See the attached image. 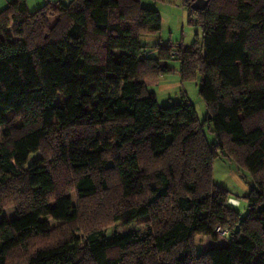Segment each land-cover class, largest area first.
I'll return each instance as SVG.
<instances>
[{
    "label": "trees",
    "instance_id": "16d2710c",
    "mask_svg": "<svg viewBox=\"0 0 264 264\" xmlns=\"http://www.w3.org/2000/svg\"><path fill=\"white\" fill-rule=\"evenodd\" d=\"M185 6L201 38L156 43V57L142 37L161 16L141 0L0 10V264H264V0ZM172 58L182 80L201 76L212 146L186 94L160 105L146 88ZM50 139L53 157L36 156ZM220 155L248 174L244 216L213 181ZM60 171L72 176L65 191ZM88 202L109 208L110 235L93 225L12 258L51 237V222L77 223ZM218 227L227 243L195 255L194 238L215 241Z\"/></svg>",
    "mask_w": 264,
    "mask_h": 264
},
{
    "label": "rangeland",
    "instance_id": "374dc122",
    "mask_svg": "<svg viewBox=\"0 0 264 264\" xmlns=\"http://www.w3.org/2000/svg\"><path fill=\"white\" fill-rule=\"evenodd\" d=\"M141 4L145 7L157 9L162 21V27L159 32L142 37V42L147 45V55L157 56V51L150 48L154 47L156 43H169L173 46H190L196 38H201V27L195 23L193 15L189 17V9L187 6L183 5L182 0H141ZM166 64L169 72L162 73L156 79H148L145 82L147 90L155 93L157 101L160 105L177 101L180 99L182 94H186L195 107L198 119L204 123L202 127L203 132L206 136L208 144L212 146L216 141V137L209 124L207 122H203L206 117V106L199 92L201 76L197 74L195 78L182 80L179 74L180 60L178 58L168 59L166 60ZM53 142L54 140L51 139L46 142L43 145V150L40 153H37L36 156L43 155L46 159H51L53 157ZM236 169L238 170L236 165L230 162L227 158L222 157L221 155L218 156L213 161V181L216 185L230 191L232 195V199L229 200L230 202L233 204H239V201H236L235 199L240 200L241 203L240 205H237V207L241 215L244 216L246 212V203L243 197L247 193L236 179L235 174L238 172ZM59 173L61 174L58 180L60 183L59 187L62 188V191H65L69 189L68 186L72 182V176L66 172L63 173L60 171ZM241 173L244 174L242 177L247 178L243 179L240 177L243 179L241 180L243 181L244 186L248 187V184L246 183V180L249 179L247 176L248 174L242 171ZM114 183L115 182H113V184ZM19 199L20 198H18L17 195L13 196L12 194V200L9 198V201L12 202L6 203V205L9 206L5 208L3 215L9 219L13 218L16 214L15 205L19 202ZM93 202H88L83 206L82 210L85 211V216H81V219H79L77 223L59 225L58 222H51L52 226H57L51 234V237L46 239L38 237L34 238L28 244V252H25L23 249H17L12 252V258H14L16 262H22L26 257L25 255L33 252V250L37 247H42L51 242L61 240L70 232L83 235L85 228L93 225L99 228L107 227L105 229V233L106 235H110L114 228L108 226L110 225L108 220L109 208L102 209L99 206L100 202L98 204H96L98 201L95 204H93ZM93 205L95 208H93ZM220 235L221 236H219L215 241H212L207 236L197 235L194 238V254L197 255V253H201L207 248L226 244L229 238L222 237V234Z\"/></svg>",
    "mask_w": 264,
    "mask_h": 264
},
{
    "label": "crops",
    "instance_id": "0c3cea01",
    "mask_svg": "<svg viewBox=\"0 0 264 264\" xmlns=\"http://www.w3.org/2000/svg\"><path fill=\"white\" fill-rule=\"evenodd\" d=\"M12 0H0V10L1 9H3L9 2H11ZM46 0H26V4H27V7H28V10L30 11V12H33V11H35L38 7H40L44 2H45ZM52 1H56V0H52ZM145 7V6H144ZM154 9V8H153ZM157 10V9H156ZM158 11V10H157ZM237 170V169H236ZM238 172H237V174H235V176H236V179H237V181H239V184H240V186L242 187L243 186V188L245 189V191H246V193H248L249 191H250V187H249V184H248V187H245L244 186V184H243V179H244V177H242V176H244V174H242L241 173V171H239V170H237ZM236 172V171H235ZM240 176H239V175ZM233 175H234V173H233ZM240 177H242V178H240ZM239 178V179H238ZM242 179V180H241ZM245 181V180H244ZM241 182H242V184H241ZM232 199V198H231ZM236 201H239V203H241L240 202V200L239 199H235Z\"/></svg>",
    "mask_w": 264,
    "mask_h": 264
},
{
    "label": "water",
    "instance_id": "95a60500",
    "mask_svg": "<svg viewBox=\"0 0 264 264\" xmlns=\"http://www.w3.org/2000/svg\"><path fill=\"white\" fill-rule=\"evenodd\" d=\"M209 0H190V8L193 10L203 11L208 5Z\"/></svg>",
    "mask_w": 264,
    "mask_h": 264
},
{
    "label": "built area",
    "instance_id": "2783aa9c",
    "mask_svg": "<svg viewBox=\"0 0 264 264\" xmlns=\"http://www.w3.org/2000/svg\"><path fill=\"white\" fill-rule=\"evenodd\" d=\"M182 1H183V4L185 5L190 0H182ZM216 232H217V234L219 236H221L220 234H222V237H227L228 236V230L227 229H223L222 230L221 228L218 227L217 230H216Z\"/></svg>",
    "mask_w": 264,
    "mask_h": 264
}]
</instances>
